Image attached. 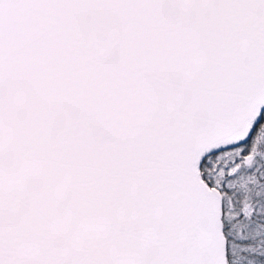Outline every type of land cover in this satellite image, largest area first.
<instances>
[{"label":"snow or ice","instance_id":"6c2138e0","mask_svg":"<svg viewBox=\"0 0 264 264\" xmlns=\"http://www.w3.org/2000/svg\"><path fill=\"white\" fill-rule=\"evenodd\" d=\"M0 264H264V0H0Z\"/></svg>","mask_w":264,"mask_h":264}]
</instances>
